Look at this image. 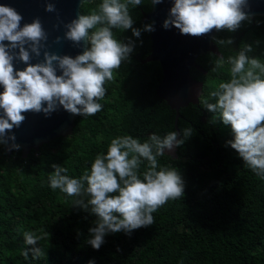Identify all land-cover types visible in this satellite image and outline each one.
I'll return each mask as SVG.
<instances>
[{
    "label": "trees",
    "instance_id": "obj_1",
    "mask_svg": "<svg viewBox=\"0 0 264 264\" xmlns=\"http://www.w3.org/2000/svg\"><path fill=\"white\" fill-rule=\"evenodd\" d=\"M99 2L80 4V13L88 14ZM148 8V0L129 6L133 27L141 29L139 38L131 29L114 30L117 39L131 38L134 50L149 46L148 31L143 30L148 21L140 18ZM227 38L231 45L216 42ZM212 41L225 60L250 44L249 55L264 61V15H253L252 24L245 20L234 32L215 31ZM218 58L210 51L196 56L199 68L190 67L189 75L202 81L201 94L195 103L179 107L176 118L178 134L184 128L193 133L175 147V157L165 153L158 158L161 165L180 172L185 195L153 213V225L130 235H106L99 250L87 243L95 217L72 206L75 198L52 190L47 178L53 164L78 177L116 136L143 141L153 132L163 136L175 131L174 110L154 93L158 63L147 60L135 66L131 56L122 62L105 84L102 110L94 116L74 115L69 134L30 148L26 156L16 155L19 149L12 147L5 155L0 145V264H264V180L226 143L230 128L220 121L210 123L215 114L201 103L228 78L227 65L212 70ZM39 230L49 234L38 242L41 253L33 257L30 252L25 259L23 232Z\"/></svg>",
    "mask_w": 264,
    "mask_h": 264
},
{
    "label": "clouds",
    "instance_id": "obj_2",
    "mask_svg": "<svg viewBox=\"0 0 264 264\" xmlns=\"http://www.w3.org/2000/svg\"><path fill=\"white\" fill-rule=\"evenodd\" d=\"M86 2L81 0V5ZM162 2L150 0L152 5ZM141 4L142 0H101L88 14L67 23L59 21L54 27L62 23L65 31L63 37H55L54 43L64 39L82 46V52L75 56L50 51L49 34L38 17L21 26L22 15L8 4H0V143L15 141V136L8 133L21 125L23 113L29 111L49 115L62 106L83 117L100 112L106 82L114 79V71L122 62L130 61L135 47L131 38L127 42L117 39L114 30L131 29L139 38L141 29L133 27L129 6ZM246 7L248 0H173L163 27L174 26L181 34L194 37L213 29L234 32L243 21L251 20ZM45 11L56 12L55 5L46 2ZM143 30L151 32L154 28L145 24ZM216 42L231 45L233 40ZM252 52V45L244 44L227 60L220 56L212 70L227 65L228 78L221 80L201 103L215 114L210 123L220 121L230 128L231 139L226 143L244 165L264 180V61L249 55ZM33 57L38 62L32 63ZM14 60L25 67L15 68ZM181 132L163 136L153 132L143 141L131 135L116 136L106 152L96 154L90 168L86 167L78 177L69 175L67 167L52 165L54 171L47 178L49 187L75 198L72 206L95 217L87 240L93 249L99 250L110 233L123 231L130 235L153 225V213L185 195L180 172L158 160L165 152L183 145L193 133L191 128ZM11 147L18 150L20 145L13 143ZM48 236L43 230L24 231V244L28 246L22 252L25 259L30 252L38 257V242Z\"/></svg>",
    "mask_w": 264,
    "mask_h": 264
},
{
    "label": "water",
    "instance_id": "obj_3",
    "mask_svg": "<svg viewBox=\"0 0 264 264\" xmlns=\"http://www.w3.org/2000/svg\"><path fill=\"white\" fill-rule=\"evenodd\" d=\"M89 1L91 0H87ZM46 2L53 3L56 12L45 11ZM148 2L149 8L141 11L140 18L152 24L154 31L148 32L149 46L134 50L131 60L135 66L147 60H154L158 63L160 78L154 93L174 110L173 127L178 132L176 127L178 108L187 103H195L201 94L202 81L191 77L189 68H199L195 58L202 52L210 51L215 57H220L222 54L212 41L215 29L200 37L181 34L174 26L165 29L163 22L168 17L173 0H163L162 3L156 5H152L150 0ZM0 4L14 7L22 15L21 26L24 23H31L34 18L38 17L49 34L50 51L71 56L82 52V46H76L68 40L62 39L60 43H54L55 37H63L65 31L62 23L58 28L54 25H57L59 21L67 23L78 17L81 14L79 11L81 0H0ZM244 10L251 17L252 24L253 15H264V0H248V7ZM42 58L41 55L39 59ZM36 62L38 58L33 57L32 63ZM13 63L15 68L25 67L21 61L14 60ZM2 90L0 86V91ZM23 115L25 120L21 125L14 127L8 133L9 136H15V141L7 140L6 143H0L5 155L10 152L13 143L20 145L19 154L16 155L26 156L30 148L36 150L40 144L58 135L69 134L75 114L69 113L61 106L49 115L32 111L23 113ZM165 153L176 156L175 148Z\"/></svg>",
    "mask_w": 264,
    "mask_h": 264
}]
</instances>
